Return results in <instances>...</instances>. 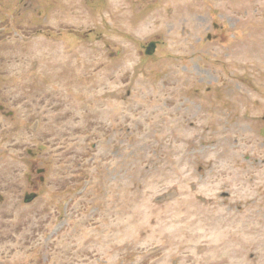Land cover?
<instances>
[{
	"label": "rangeland",
	"instance_id": "374dc122",
	"mask_svg": "<svg viewBox=\"0 0 264 264\" xmlns=\"http://www.w3.org/2000/svg\"><path fill=\"white\" fill-rule=\"evenodd\" d=\"M5 9L0 264H264V0Z\"/></svg>",
	"mask_w": 264,
	"mask_h": 264
},
{
	"label": "trees",
	"instance_id": "16d2710c",
	"mask_svg": "<svg viewBox=\"0 0 264 264\" xmlns=\"http://www.w3.org/2000/svg\"><path fill=\"white\" fill-rule=\"evenodd\" d=\"M22 1L23 0H0V28H1L2 24L4 23L3 15H4V13L7 12V9H5L6 2H9V3H22ZM0 35L3 36V33H0ZM1 40H2V38H0V42H1Z\"/></svg>",
	"mask_w": 264,
	"mask_h": 264
},
{
	"label": "water",
	"instance_id": "95a60500",
	"mask_svg": "<svg viewBox=\"0 0 264 264\" xmlns=\"http://www.w3.org/2000/svg\"><path fill=\"white\" fill-rule=\"evenodd\" d=\"M154 44H151L148 48V51H147V55H150L152 53V51L154 50ZM42 171H40L39 173H41ZM37 197L36 194H27L24 198V203H30L32 202L35 198Z\"/></svg>",
	"mask_w": 264,
	"mask_h": 264
},
{
	"label": "flooded vegetation",
	"instance_id": "af4514ba",
	"mask_svg": "<svg viewBox=\"0 0 264 264\" xmlns=\"http://www.w3.org/2000/svg\"><path fill=\"white\" fill-rule=\"evenodd\" d=\"M33 172H34V171H33ZM33 172H32V173H33ZM41 179H42V178H41ZM39 180H40V178H39ZM40 181H41V180H40ZM41 182H42V181H41ZM42 184H43V183H42ZM30 186H31V188H30L29 192H30V193H31V192H35V190H36V186H35V184H32V183H31ZM27 192H28V191H27Z\"/></svg>",
	"mask_w": 264,
	"mask_h": 264
}]
</instances>
